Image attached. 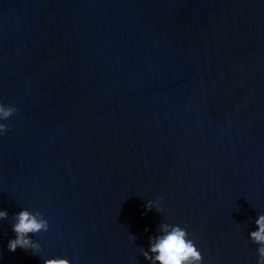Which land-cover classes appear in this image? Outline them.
I'll return each instance as SVG.
<instances>
[{
  "label": "water",
  "instance_id": "obj_1",
  "mask_svg": "<svg viewBox=\"0 0 264 264\" xmlns=\"http://www.w3.org/2000/svg\"><path fill=\"white\" fill-rule=\"evenodd\" d=\"M0 102L18 109L0 137V264H148L161 222L204 264H256L264 0H0ZM22 208L49 221L40 257L6 247Z\"/></svg>",
  "mask_w": 264,
  "mask_h": 264
},
{
  "label": "clouds",
  "instance_id": "obj_2",
  "mask_svg": "<svg viewBox=\"0 0 264 264\" xmlns=\"http://www.w3.org/2000/svg\"><path fill=\"white\" fill-rule=\"evenodd\" d=\"M17 112L18 109L14 105L0 102V137L11 131L10 126L4 122ZM163 204V197L156 202L149 200L145 212L154 209L157 213H162L160 206ZM8 219L7 210L0 209V221ZM12 221L11 230L14 238L7 242L8 251L15 252L19 248L40 257L43 252L41 244L32 239V236L48 232L49 221L40 211L29 208H22L18 213L13 214ZM255 226L257 230L249 232V238L258 246L256 264H264V214L258 216ZM145 231L147 234V230ZM130 238L135 237L130 235ZM148 245L147 250L139 248L140 256L148 264H204L202 252L195 239L190 237L188 230L179 224L161 222L157 228V235L149 237ZM43 264H72V261L63 257L43 258Z\"/></svg>",
  "mask_w": 264,
  "mask_h": 264
}]
</instances>
